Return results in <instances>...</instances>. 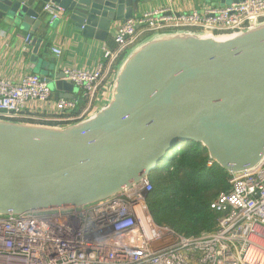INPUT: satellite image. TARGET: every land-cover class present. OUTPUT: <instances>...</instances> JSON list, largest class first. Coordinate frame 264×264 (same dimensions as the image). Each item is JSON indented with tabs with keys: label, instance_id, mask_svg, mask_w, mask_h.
Wrapping results in <instances>:
<instances>
[{
	"label": "water",
	"instance_id": "95a60500",
	"mask_svg": "<svg viewBox=\"0 0 264 264\" xmlns=\"http://www.w3.org/2000/svg\"><path fill=\"white\" fill-rule=\"evenodd\" d=\"M42 1L65 10L67 29L106 40L149 0ZM37 3L0 0V23L32 27L35 63L36 32L52 24ZM46 80L68 92L57 98H74L64 72ZM184 141L203 144L231 174L264 160V20L224 35L178 29L144 37L119 60L104 104L82 120L57 126L0 118V215L115 195L149 177Z\"/></svg>",
	"mask_w": 264,
	"mask_h": 264
},
{
	"label": "built area",
	"instance_id": "2783aa9c",
	"mask_svg": "<svg viewBox=\"0 0 264 264\" xmlns=\"http://www.w3.org/2000/svg\"><path fill=\"white\" fill-rule=\"evenodd\" d=\"M43 9L50 23L65 11L52 2ZM263 20L264 0L210 5L202 12L195 8L181 13L170 6L144 10L113 26L116 47L105 44L95 68L64 69V79L81 88L80 97L54 99L46 78L33 72L19 82L0 77V118L67 124L82 120L104 104L113 69L147 34L193 29L224 35ZM25 40L30 44L31 35ZM53 51L62 54L60 48ZM151 190L147 177L84 207L0 215V264H264V160L252 170L232 174L230 189L211 203L219 213L215 229L198 236L157 224L146 202Z\"/></svg>",
	"mask_w": 264,
	"mask_h": 264
},
{
	"label": "trees",
	"instance_id": "16d2710c",
	"mask_svg": "<svg viewBox=\"0 0 264 264\" xmlns=\"http://www.w3.org/2000/svg\"><path fill=\"white\" fill-rule=\"evenodd\" d=\"M210 160L207 148L195 141L181 142L168 152L149 176L152 190L146 202L157 224L185 236L215 229L219 213L211 203L230 189L232 174L214 161L209 165Z\"/></svg>",
	"mask_w": 264,
	"mask_h": 264
},
{
	"label": "crops",
	"instance_id": "0c3cea01",
	"mask_svg": "<svg viewBox=\"0 0 264 264\" xmlns=\"http://www.w3.org/2000/svg\"><path fill=\"white\" fill-rule=\"evenodd\" d=\"M215 3L220 4L219 0H149L148 2H142L140 11L137 14L160 6H170L181 13L189 12L195 8L202 12L205 7ZM45 4L46 2L38 0L35 5V7L38 6L41 14L46 13L43 9ZM46 15V21L50 22L49 14L46 13ZM40 18H42L41 15ZM67 28V23L63 17L56 19L49 28L45 25V21L42 22L36 32V36L41 38L42 42L38 48L39 61L35 63L32 61L34 46L32 42L27 44L25 40L26 36L31 34L32 27L26 30L0 23V77L19 82L25 74L33 72L43 78L55 80L66 67L95 68L103 59V46L105 44L110 48L116 46L114 41L115 30L113 28L106 40L87 38L81 32ZM152 34L154 33L146 36ZM54 47L62 50L60 56L54 53ZM114 72L115 69L112 73L114 74ZM52 90L54 99L60 94H68L63 89L52 88ZM74 95V97H80L81 88L75 86ZM54 123L51 125H67L64 122Z\"/></svg>",
	"mask_w": 264,
	"mask_h": 264
}]
</instances>
